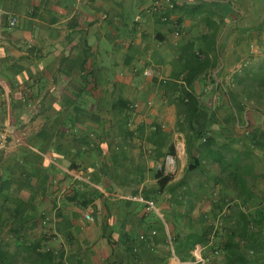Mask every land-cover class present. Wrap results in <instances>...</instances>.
I'll return each instance as SVG.
<instances>
[{"label": "crops", "instance_id": "crops-1", "mask_svg": "<svg viewBox=\"0 0 264 264\" xmlns=\"http://www.w3.org/2000/svg\"><path fill=\"white\" fill-rule=\"evenodd\" d=\"M154 1L0 0V264H264V0Z\"/></svg>", "mask_w": 264, "mask_h": 264}, {"label": "built area", "instance_id": "built-area-1", "mask_svg": "<svg viewBox=\"0 0 264 264\" xmlns=\"http://www.w3.org/2000/svg\"><path fill=\"white\" fill-rule=\"evenodd\" d=\"M153 5H154V7L156 9H158L161 12L170 10V9H172L174 7V4H173L172 0H160V2H159V0H156V1H154ZM15 23H16V19L15 18H11L9 20L10 27H13L15 25ZM250 52L258 60H260V61L264 60V50H259L257 47L252 46L251 49H250ZM145 74L149 75L150 73L149 72H145ZM0 145L1 146H6L7 145V141H6V138L4 136L0 137ZM160 169L161 168H159V170ZM127 199L129 201H132V202H138L140 204H144L147 209H150V210L154 209V202L152 200L147 199L143 195H140V194L131 195V196H128ZM85 218L87 220H91V217L89 216V214H85ZM167 240H168L170 246H172V239H171V237L169 235L167 236ZM195 257H196V260H195L194 264H204L205 263L204 254L202 252H200L199 249L196 251Z\"/></svg>", "mask_w": 264, "mask_h": 264}, {"label": "rangeland", "instance_id": "rangeland-1", "mask_svg": "<svg viewBox=\"0 0 264 264\" xmlns=\"http://www.w3.org/2000/svg\"><path fill=\"white\" fill-rule=\"evenodd\" d=\"M188 200L187 206H179L178 201H174V206L170 207V212L166 214L163 212V219L158 218L159 221V227L160 229H167L166 232L168 231L169 236L171 237L173 243H174V233L177 231H180L182 229V226L180 224H185L183 221L187 223L192 222V218H194L192 209L193 206H188V205H193L190 204L193 199L190 197L192 201L189 200V197H185ZM181 202V201H180ZM174 230V231H173ZM167 246V244L165 245ZM169 249V248H168ZM196 260V257H195ZM204 264H210V259L208 260L207 263Z\"/></svg>", "mask_w": 264, "mask_h": 264}, {"label": "trees", "instance_id": "trees-1", "mask_svg": "<svg viewBox=\"0 0 264 264\" xmlns=\"http://www.w3.org/2000/svg\"><path fill=\"white\" fill-rule=\"evenodd\" d=\"M247 75H250L252 78L257 80L255 77L258 75H264V62L259 65H257L253 70H250L247 72ZM158 183H159V188L162 189L165 187L166 183L170 181V177H162V174L158 173L157 175ZM194 241L190 240V237L185 240V242L178 244L175 248L174 254L177 257V259L180 262L184 261H190L193 262L195 261V257L192 254L193 248H194ZM210 253L214 254L215 249L214 246H210ZM129 252L135 256L134 251L130 248ZM122 262H115V264H120Z\"/></svg>", "mask_w": 264, "mask_h": 264}]
</instances>
